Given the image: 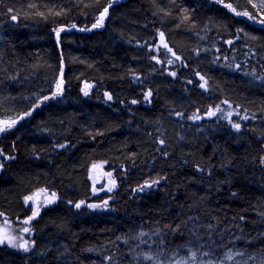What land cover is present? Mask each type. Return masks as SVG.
<instances>
[{
    "label": "trees",
    "instance_id": "trees-1",
    "mask_svg": "<svg viewBox=\"0 0 264 264\" xmlns=\"http://www.w3.org/2000/svg\"><path fill=\"white\" fill-rule=\"evenodd\" d=\"M30 108L0 131V264L264 254V18L250 0H0V124ZM94 163L111 191H93ZM34 191L48 197L31 214Z\"/></svg>",
    "mask_w": 264,
    "mask_h": 264
},
{
    "label": "rangeland",
    "instance_id": "rangeland-1",
    "mask_svg": "<svg viewBox=\"0 0 264 264\" xmlns=\"http://www.w3.org/2000/svg\"><path fill=\"white\" fill-rule=\"evenodd\" d=\"M252 5L254 6L257 14L259 17L264 18V0H250ZM252 17V16H250ZM256 18L254 17L253 20ZM257 20V19H256ZM257 22V21H256ZM86 85V84H85ZM89 179L90 184L93 189V191L98 192L99 187L102 183V189H113V178L111 175H105L103 174L102 167L99 163H94L91 165L89 170ZM105 179V180H104ZM48 197V193L46 191H34L28 194L25 197V200L31 204L32 211L31 214L35 213L40 206L46 202V199ZM31 198V199H27ZM51 203V201H49ZM103 204H90V209H99L102 208ZM2 233V229L0 227V235ZM249 261H251L252 264H264V254H241V255H234L230 261H225L226 264H247ZM224 263V264H225Z\"/></svg>",
    "mask_w": 264,
    "mask_h": 264
},
{
    "label": "water",
    "instance_id": "water-1",
    "mask_svg": "<svg viewBox=\"0 0 264 264\" xmlns=\"http://www.w3.org/2000/svg\"><path fill=\"white\" fill-rule=\"evenodd\" d=\"M13 17L14 16L11 17V20L15 22L16 19H13ZM158 38L160 39V36ZM63 72H64V64L61 63V70H60V72L58 74V78H57L56 85H55L52 93L49 94L47 97H45V99H47V98H53L54 96L58 95V94L54 95V93L57 92V84L58 83L61 84V88H62V84H63V78H62ZM59 94H60V92H59ZM32 111H33V108H30L27 112H23V113H20L19 115H17V117L14 120H12V121H6L4 123H1L0 124V128H3L4 129L5 127H8L7 124H11V126L14 125L16 122H18L19 119L23 118L24 116L30 115ZM13 121H15V123H12ZM77 204H79V203H76V205ZM87 205H89V204H87Z\"/></svg>",
    "mask_w": 264,
    "mask_h": 264
},
{
    "label": "snow or ice",
    "instance_id": "snow-or-ice-1",
    "mask_svg": "<svg viewBox=\"0 0 264 264\" xmlns=\"http://www.w3.org/2000/svg\"><path fill=\"white\" fill-rule=\"evenodd\" d=\"M106 13H107V9H105L104 13L101 14L100 19L97 21V23L93 25L94 28H95V27H99V26L101 25V23H102V21H103V18H104V15H105ZM13 19H15V17H13ZM61 83H62V82H61ZM201 87H203V85H201ZM60 91H61V84L58 83V84H57V92L54 93V95L59 94ZM85 94H87V93H85ZM109 99H111V97H109ZM210 114H212V113H210ZM12 123H15V121H13ZM7 126H8V127H11V124H7ZM233 127H235V128L238 129V128L240 127V125L235 124V125H233ZM3 130H4L3 128H0V131H3ZM109 191H111V189H109ZM27 199H31V198H27ZM105 203H106V202H105ZM76 207L79 208L80 205L77 204ZM34 215H35V214H34ZM26 222H27V221H26ZM25 231H27V229H25Z\"/></svg>",
    "mask_w": 264,
    "mask_h": 264
},
{
    "label": "flooded vegetation",
    "instance_id": "flooded-vegetation-1",
    "mask_svg": "<svg viewBox=\"0 0 264 264\" xmlns=\"http://www.w3.org/2000/svg\"><path fill=\"white\" fill-rule=\"evenodd\" d=\"M251 19L249 21L256 22L257 20H253V17H250ZM257 23V22H256Z\"/></svg>",
    "mask_w": 264,
    "mask_h": 264
},
{
    "label": "bare ground",
    "instance_id": "bare-ground-1",
    "mask_svg": "<svg viewBox=\"0 0 264 264\" xmlns=\"http://www.w3.org/2000/svg\"><path fill=\"white\" fill-rule=\"evenodd\" d=\"M254 18V17H253Z\"/></svg>",
    "mask_w": 264,
    "mask_h": 264
}]
</instances>
